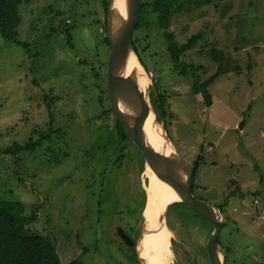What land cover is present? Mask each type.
I'll return each mask as SVG.
<instances>
[{
  "label": "rangeland",
  "instance_id": "obj_1",
  "mask_svg": "<svg viewBox=\"0 0 264 264\" xmlns=\"http://www.w3.org/2000/svg\"><path fill=\"white\" fill-rule=\"evenodd\" d=\"M144 1L151 7L154 0ZM18 4L19 43L0 33V205L20 202L28 227L53 239L65 264L76 258L136 264L137 246L144 248L156 229L143 214L145 155L119 135L116 117L106 113L112 48L100 0ZM157 15L151 13L154 26L139 49L149 80L141 93L150 102L151 91L155 98L164 95L158 111H164L166 132L185 161L192 166L202 155L194 195L216 206L237 187L244 191L225 210L229 264H264V0H213L173 18L170 31L180 44L203 33L183 57L196 65L201 82L218 70L209 55L215 46L242 66L210 86L209 107L192 91L194 76L174 69ZM8 148L12 154L4 152ZM172 204L164 221L175 234L170 264H189L176 249L197 244L198 237L206 242L212 227L201 239V218L184 202Z\"/></svg>",
  "mask_w": 264,
  "mask_h": 264
},
{
  "label": "trees",
  "instance_id": "obj_2",
  "mask_svg": "<svg viewBox=\"0 0 264 264\" xmlns=\"http://www.w3.org/2000/svg\"><path fill=\"white\" fill-rule=\"evenodd\" d=\"M19 1L20 0H0V33L4 37V39L8 41L18 42V23L16 22V20H14V18L19 16ZM112 1L113 0H100L101 9L103 10L105 17L104 26L106 28L107 33L108 18ZM212 2L213 0H154L152 6L148 7L149 2L147 3V1L145 2L143 0L142 16L140 23L136 29V31H138V34L133 37L134 51L142 66L147 69L148 67L145 66V63L139 55V49L148 40V34H146V32L154 26V23L150 20V15L151 13H157L158 23L160 27L165 30V36L169 40V43L167 45V52L171 57V62L173 63L174 69L179 75L185 76L192 74L194 76L192 91L195 94L201 95L205 104L208 107L213 105V95L210 92V86L217 80L220 75L228 74L234 70L240 73L242 71V66H240L236 61L228 59L225 52L215 46L209 50V55L211 56L214 62L219 64L218 70L207 80L201 82L194 75L196 65L194 63H186L183 57L186 52L191 49H194L199 44V42L203 39V33L199 32L198 34H195L191 38H189L187 42L180 44L176 40L174 32L170 31V27L172 25L173 18L177 14H180L188 8L204 6ZM18 18L20 19V17H17V19ZM143 40L144 42H142ZM106 41L111 46L109 36L106 37ZM149 47L150 45L147 44L144 47V50L149 49ZM163 96L159 92L158 96L156 97V100L154 93L152 91L150 93L151 102L156 111L158 112L160 120H164V111L163 113H160L158 111V103L161 102L162 104H164ZM154 100L156 102V105L154 103ZM101 101L103 102L102 97ZM162 104L160 107H162ZM109 112L114 113V110L111 108V106H109V109L106 113L108 114ZM114 116L116 117L115 113ZM117 126L118 133L121 137H123L124 139L130 138L124 126L122 125V123L119 122L118 119ZM51 132H53L52 129ZM50 136L51 133L43 135L42 140H47ZM30 144L33 145L35 143ZM30 144L26 145L25 147H28ZM12 151V148H8L4 152L7 154H12ZM201 160L202 155L195 159L192 166L189 165L194 173V182L198 173V169L200 167ZM16 162L17 164H19L18 159H16ZM195 186L197 187V185H195L194 183V193L196 188ZM238 195L241 197L245 196L244 191L240 189V187H237L235 191L228 194L224 199V205L220 204L219 207L223 208L224 206H227L229 204L230 198ZM23 213L24 207L20 202L7 200L1 202L0 264H65L62 261V258L58 252V248L53 239L37 231L31 230L28 227V223L31 220L25 218L23 216ZM197 217L199 216L197 215ZM229 250H231L230 246ZM68 264H85V262L80 258H76L70 261Z\"/></svg>",
  "mask_w": 264,
  "mask_h": 264
},
{
  "label": "water",
  "instance_id": "obj_3",
  "mask_svg": "<svg viewBox=\"0 0 264 264\" xmlns=\"http://www.w3.org/2000/svg\"><path fill=\"white\" fill-rule=\"evenodd\" d=\"M114 2L115 0L112 1L108 18V32L112 49L107 63V98L127 134L142 149L146 158V167L149 165L155 172L164 192L173 190L177 195L176 201L166 202L162 207L160 221H166L167 211L172 203H186L193 212L214 224L215 229L207 243L210 261L211 264H225V256L218 241L227 223L223 212L217 206L205 203L194 195V173L171 142L163 125L164 120H161V123L158 119L149 97L141 93L142 91L138 87L128 94H123L126 84V65L131 55H136L133 48V37L141 20L143 0H129L132 11L120 22L115 20L111 14ZM150 116L151 127L149 130L147 120ZM157 122L164 126L163 133L167 142L165 155L162 154V151H158L155 144L154 127L159 128ZM137 247H139L137 251L141 263L146 264L143 261V253L140 251L141 245Z\"/></svg>",
  "mask_w": 264,
  "mask_h": 264
},
{
  "label": "bare ground",
  "instance_id": "obj_4",
  "mask_svg": "<svg viewBox=\"0 0 264 264\" xmlns=\"http://www.w3.org/2000/svg\"><path fill=\"white\" fill-rule=\"evenodd\" d=\"M131 11L132 7L129 0H115L111 14L115 20L120 22L128 17ZM143 71L145 70L140 64L137 56L132 54L126 65V84L123 89V94H128L137 87L143 92L144 89L149 86V80L144 76L145 72ZM150 120L151 116L147 120L149 130L151 127ZM158 125L159 128L156 126L154 127L155 144L158 151H162V154L165 155V149L167 148L166 136L163 133V126L160 123H158ZM144 174V177H146L145 179H147V184L145 186L148 198L143 214L148 224L154 227L156 231L149 233L145 237L144 248L141 247L140 251L143 253V261L146 264H170L172 259V251L170 248L171 238L174 237L175 234L165 222L160 221V216L162 207L165 206V203L176 201L177 195L173 190H169L167 193L164 192L159 178L149 165H147ZM184 236L183 234V237ZM185 239L186 238H184V240ZM186 244L188 243L186 242Z\"/></svg>",
  "mask_w": 264,
  "mask_h": 264
},
{
  "label": "flooded vegetation",
  "instance_id": "obj_5",
  "mask_svg": "<svg viewBox=\"0 0 264 264\" xmlns=\"http://www.w3.org/2000/svg\"><path fill=\"white\" fill-rule=\"evenodd\" d=\"M105 81H107V75L105 77ZM147 89L148 88L144 89L143 92H145ZM109 106H110V104H109ZM112 114H114V113H112ZM195 196H197V195H195ZM201 200H203V199H201ZM204 202L205 203H208L206 201H204ZM220 204H223L224 205V200ZM216 206L223 212L224 217L226 218V221H227V223H226V225H227L228 224V218L225 215V212H226L225 210H226L227 206H224L223 208L219 207V205H216ZM199 218H201V222H203L202 223V226H201V231L203 233V234H201L202 235L201 236V239H202L203 236L205 237V234L208 235V236H210L209 233H208V231L206 229L212 227L211 228L212 229L211 234H212V232L214 231L215 227H214V225L210 221L206 220L205 218H203L201 216H199ZM222 234H223V231H222L221 235L219 236V240L218 241L220 243L222 253L225 256V264H229L230 259H232V261H233V253L231 252V250H229V245L228 244H226V245L224 244V242L222 240ZM208 238L207 239L205 238L206 242H200V237H198V238H196L197 244H193L191 247H190L189 244H188V246L178 247L176 249V253L180 256L181 259L190 260V262H187L189 264H202L203 262L202 263L201 262L199 263L198 262V259L199 260H204V261L207 260L209 262V264H210L211 261H210V257H209V254H208V248H207ZM198 244L200 246H198ZM135 254L137 256V263L136 264H142L141 261H140L139 255H138V251L137 252L135 251ZM177 262H182V261H179V259L177 258Z\"/></svg>",
  "mask_w": 264,
  "mask_h": 264
},
{
  "label": "built area",
  "instance_id": "obj_6",
  "mask_svg": "<svg viewBox=\"0 0 264 264\" xmlns=\"http://www.w3.org/2000/svg\"><path fill=\"white\" fill-rule=\"evenodd\" d=\"M148 74H149V77H150V78H154V76H155L154 73H153L152 71H149Z\"/></svg>",
  "mask_w": 264,
  "mask_h": 264
},
{
  "label": "clouds",
  "instance_id": "obj_7",
  "mask_svg": "<svg viewBox=\"0 0 264 264\" xmlns=\"http://www.w3.org/2000/svg\"><path fill=\"white\" fill-rule=\"evenodd\" d=\"M109 36V35H108ZM112 48V47H111ZM148 73H149V71H148ZM148 76H149V74H148ZM150 78V77H149ZM151 79V78H150ZM149 96H150V93H149ZM109 101V100H108ZM109 104H110V102H109ZM153 105V104H152ZM110 106H111V104H110ZM112 108V107H111ZM153 108H154V106H153ZM155 109V108H154ZM156 110V109H155ZM157 112V111H156ZM157 114H158V112H157ZM164 126H165V121H164Z\"/></svg>",
  "mask_w": 264,
  "mask_h": 264
}]
</instances>
